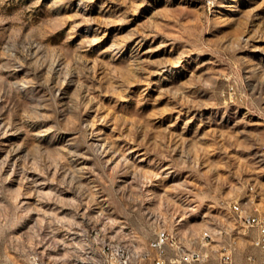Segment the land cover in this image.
Wrapping results in <instances>:
<instances>
[{
	"label": "rangeland",
	"instance_id": "obj_1",
	"mask_svg": "<svg viewBox=\"0 0 264 264\" xmlns=\"http://www.w3.org/2000/svg\"><path fill=\"white\" fill-rule=\"evenodd\" d=\"M264 0H0V264L187 247L264 211Z\"/></svg>",
	"mask_w": 264,
	"mask_h": 264
},
{
	"label": "built area",
	"instance_id": "obj_2",
	"mask_svg": "<svg viewBox=\"0 0 264 264\" xmlns=\"http://www.w3.org/2000/svg\"><path fill=\"white\" fill-rule=\"evenodd\" d=\"M264 153V146L260 149ZM233 219L242 227V235L254 249L243 258L236 257L235 239L223 240L220 251L213 256V241L217 235L227 234L222 228H213L212 232L198 240V246L187 247L173 239V233L159 229L148 241L147 248L139 250V255L126 253L124 249H116V242H108L101 247L102 264H264V211L251 208L245 201L243 204L233 203L229 206ZM28 264H45L37 254L29 256Z\"/></svg>",
	"mask_w": 264,
	"mask_h": 264
},
{
	"label": "bare ground",
	"instance_id": "obj_3",
	"mask_svg": "<svg viewBox=\"0 0 264 264\" xmlns=\"http://www.w3.org/2000/svg\"><path fill=\"white\" fill-rule=\"evenodd\" d=\"M260 154L264 155V153L261 152V151H260ZM207 234H209V233H205V235H203V237L207 236ZM203 237H202V238H203ZM120 249H123V248L121 247Z\"/></svg>",
	"mask_w": 264,
	"mask_h": 264
}]
</instances>
